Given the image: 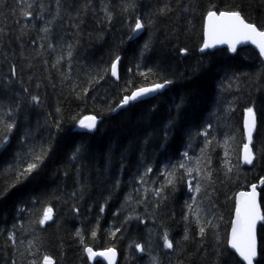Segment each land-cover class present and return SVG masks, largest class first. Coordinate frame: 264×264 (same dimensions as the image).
<instances>
[{
	"label": "trees",
	"instance_id": "obj_1",
	"mask_svg": "<svg viewBox=\"0 0 264 264\" xmlns=\"http://www.w3.org/2000/svg\"><path fill=\"white\" fill-rule=\"evenodd\" d=\"M209 11L264 31V0H0V264H91L88 248L120 264H244L229 234L237 195L264 179V62L251 46L202 53ZM89 116L101 121L81 129ZM259 244L264 264V221Z\"/></svg>",
	"mask_w": 264,
	"mask_h": 264
},
{
	"label": "snow or ice",
	"instance_id": "obj_2",
	"mask_svg": "<svg viewBox=\"0 0 264 264\" xmlns=\"http://www.w3.org/2000/svg\"><path fill=\"white\" fill-rule=\"evenodd\" d=\"M57 4H59V0H57ZM31 7V5H29ZM23 16L30 17V12H23ZM144 27V24L141 22L139 18L135 21V27L133 29L134 32L141 30ZM42 31L47 32L48 29L44 28ZM206 39L204 41L203 48H210L215 46V44H228L232 51H235V45L237 43L251 41L255 44L260 51V55L264 56V31H261L257 28L255 24L245 22L242 18L241 13L239 11H228V12H217L209 11L207 13V26H206ZM71 55V53H69ZM119 56L116 57V61L111 65V73L113 76L117 75V64L119 62ZM12 74H16L15 67L11 69ZM166 83H170L166 81L164 84L157 83L153 87L149 88H140L137 91L131 93V95H127L123 97L121 101V105H126L130 101H136L138 98L146 96L149 93H154L159 89L165 87ZM33 101H38V97H32ZM8 129L11 130L13 127L12 124L7 125ZM79 127L82 129H87L89 131L95 129L96 127V117L89 116L79 121ZM245 127L247 129L248 134V144L244 145V162L247 164L253 163V154L249 148V144L252 141V132L255 128V113L252 108L247 109V116L245 119ZM206 134V133H205ZM79 151V150H77ZM185 155H187L185 153ZM42 157L38 155L33 162L27 164V166L22 169L16 178L14 183H18L26 178L28 174H30L34 169L37 168L39 162ZM179 167L183 168L185 165L181 163ZM230 170V169H229ZM151 171V169H148ZM191 171V170H189ZM169 184L172 183L171 180L168 181ZM264 183V181H261ZM190 190H194L199 192V187L192 188L191 183H189ZM159 195V190L157 191ZM240 201L238 202V206L236 209V221L233 223L232 232H231V240L229 241L231 248L235 249L239 256L243 258L247 264H253L254 258L257 256V242L255 235L256 223L258 220H264V216H261L259 213V209L256 203V185L252 186V191L245 193H240ZM52 218V209L46 208L43 211V217L39 221L40 224H44L46 221L51 220ZM200 233L203 236L204 229H200ZM95 235V233H93ZM13 239V237H10ZM165 246L167 248H172L173 244L168 240L167 235H165ZM137 248L140 251H143V248L140 245H137ZM89 254V258L99 255L106 256L109 253L114 255V251L112 249H108V252H99L94 253L91 248L87 249ZM32 264H36L35 261ZM42 264H53L52 259L49 256H44Z\"/></svg>",
	"mask_w": 264,
	"mask_h": 264
},
{
	"label": "water",
	"instance_id": "obj_3",
	"mask_svg": "<svg viewBox=\"0 0 264 264\" xmlns=\"http://www.w3.org/2000/svg\"><path fill=\"white\" fill-rule=\"evenodd\" d=\"M219 14V13H217ZM242 16V15H241ZM243 18V16H242ZM244 19V18H243ZM245 20V19H244ZM245 22H247L245 20ZM206 26H207V18L205 20V26H204V41L206 39V35H205V32H206ZM144 31V27L139 30V31H136L134 33V39H137ZM249 46H252V47H255L256 49H258L259 51V48L253 44L251 41H245V42H241V43H237L235 45V48L236 50L235 51H232L233 53L236 52L237 50L241 49V48H245V47H249ZM222 48H229L231 49V47L228 45V44H215V46L213 47H210V48H207V49H204L203 51H201L202 53L205 52V51H216L218 49H222ZM232 50V49H231ZM260 53V51H259ZM261 56V55H260ZM262 60L264 61V56H261ZM117 76H118V67H117ZM153 87V86H152ZM146 88H149V87H146ZM168 88V85H165L164 88L162 89H159L158 91L154 92V93H149L147 94L146 96H143V97H140L138 98L136 101H139L141 99H144V98H147V97H155L161 90H165ZM136 101H130L128 104L126 105H123V106H119L117 108V110L115 111V113H117L121 108L125 107V106H128L130 105L131 103H134ZM101 121V119H98L96 118V126L99 124V122ZM256 119H255V128L252 132V141L251 143L249 144V148L251 150V145H252V142H253V138H254V134H255V129H256ZM245 132H246V140H247V144L249 143L248 141V134H247V129L245 127ZM264 181V180H262ZM264 183H261L260 184H256V203H257V206H258V209H259V213L261 216H264L263 215V209H262V205H261V194L259 192V190L263 187ZM252 191V187L250 189V191H247L245 193H248V192H251ZM242 193V192H241ZM241 197H240V193L237 195V198H236V208H235V213H234V219H233V223L236 221V209H237V206H238V202L240 201ZM52 218H53V214H52ZM51 218V220H52ZM263 220H258L257 223H256V228H255V235H256V242H257V256L254 258L253 260V264H255V261L257 260L258 258V255H259V238H258V230H259V226L260 224L262 223ZM233 223H232V226H233ZM231 232H232V229H231ZM231 232H230V237H229V241L231 240ZM229 247L230 249L238 256V258L244 263V264H247L246 261L243 260L242 257L239 256V253L236 252L235 249L231 248L230 246V243H229ZM93 250V249H92ZM114 251V255H112L111 253H109L108 255L106 256H99V255H96V256H93L91 258H89V254L88 252H86L87 254V257L88 259L90 260V262L93 264L95 263L96 261L98 260H101L104 264H119V260H120V257H119V253L115 250V249H112ZM94 253H99V252H96L93 250ZM103 252L107 253L108 250H104ZM53 261V260H52ZM53 264H54V261H53Z\"/></svg>",
	"mask_w": 264,
	"mask_h": 264
},
{
	"label": "bare ground",
	"instance_id": "obj_4",
	"mask_svg": "<svg viewBox=\"0 0 264 264\" xmlns=\"http://www.w3.org/2000/svg\"><path fill=\"white\" fill-rule=\"evenodd\" d=\"M119 69V68H118ZM128 240V239H127ZM126 241V240H125ZM131 247V246H130ZM119 251V250H118ZM121 258V257H120ZM54 260V259H53ZM100 263H101V261H100Z\"/></svg>",
	"mask_w": 264,
	"mask_h": 264
}]
</instances>
